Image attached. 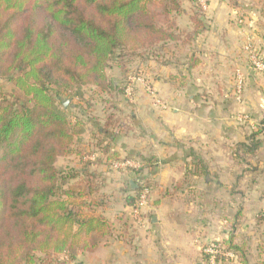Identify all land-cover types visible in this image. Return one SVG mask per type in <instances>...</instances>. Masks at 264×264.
<instances>
[{"label":"trees","instance_id":"16d2710c","mask_svg":"<svg viewBox=\"0 0 264 264\" xmlns=\"http://www.w3.org/2000/svg\"><path fill=\"white\" fill-rule=\"evenodd\" d=\"M185 1L194 7L191 31L180 29L175 19L186 12ZM229 3L239 10L243 6L241 0ZM200 7L197 0H0V78L14 87L0 92V264H66L79 253L95 251L113 234V222L94 209L103 204L100 193L105 183L92 169L100 158L94 150L77 146L86 131L96 136L95 145L112 167L127 159L140 163L127 169L137 177L136 186L127 188L128 206L134 209L144 186L152 190L151 177L162 163L158 157L135 153L121 157L111 151L116 130L125 128L117 112L105 110L100 123L92 108L83 110L91 123L87 129L86 119L69 114L61 101L84 100L87 86L119 89L124 95L130 75L124 87L116 88L118 82L107 72L111 61L119 60L125 73L126 56L140 51L146 57L160 56L169 45L185 46L204 29L205 12ZM259 13L264 15V8ZM261 124L238 143L250 156L259 147L264 118ZM73 153L78 164L60 168L59 158ZM189 157L196 161L191 167L194 174H209L200 166L199 155L193 152ZM241 214L238 210L235 217ZM256 218L262 223L264 211ZM207 241L223 244L215 264L235 260L250 264L246 239L237 240L231 233L225 240ZM227 251L236 258L226 257ZM203 257L210 263L209 255Z\"/></svg>","mask_w":264,"mask_h":264},{"label":"crops","instance_id":"0c3cea01","mask_svg":"<svg viewBox=\"0 0 264 264\" xmlns=\"http://www.w3.org/2000/svg\"><path fill=\"white\" fill-rule=\"evenodd\" d=\"M183 6L186 12L175 18L176 23L191 31V5L185 1ZM238 10L229 0H208L202 31L185 46L169 45L162 55L147 57L144 76L168 108L154 106L142 88L131 101L136 111L130 116L120 113L126 125L116 130L111 151L121 157L154 155L162 161L151 177L153 188L139 218L125 201L127 188L136 186L131 184L135 174L114 169L95 145L96 136L84 139L83 146L100 158L92 169L105 183L103 204L94 209L115 229L95 251L79 253L66 264H210L203 257L204 242L225 240L231 233L240 240L244 232L206 219L220 210L250 215L251 225L245 230L256 237L254 244L248 242V259L250 264H264V221L256 218L264 211V128L250 156L238 143L251 131L232 120L236 112L264 118V80L247 50L250 46L260 55L264 51V15ZM237 71L244 78L242 102L237 99ZM193 152L208 175L191 171L196 164L189 157ZM221 195L228 197L226 203H219Z\"/></svg>","mask_w":264,"mask_h":264},{"label":"rangeland","instance_id":"374dc122","mask_svg":"<svg viewBox=\"0 0 264 264\" xmlns=\"http://www.w3.org/2000/svg\"><path fill=\"white\" fill-rule=\"evenodd\" d=\"M241 1L243 2V6L241 7V10H238V11L244 12V10L250 11V9H251L252 11H256V13H259V11H261L264 8V0H252V1H250V3L248 2V4H245L244 0H241ZM188 2L191 5L190 8H191V11L193 13V9H194V7L192 6L193 3L191 1H188ZM202 10L205 12L204 9H202ZM194 12H195V10H194ZM160 22L162 23L163 20ZM140 52H138V53L136 52L137 53L136 56H131V57L126 56L123 59V63L125 62V64H126L125 73L121 72V69L118 65L119 60H116V58H115L113 61H111L110 67L108 68L107 72H108V76H109L111 81H117L118 82L116 85V88L124 87L126 80L127 79L129 80V78H128L129 75H130V77L131 76H138V75H143V76L145 75V72L147 70V57H146L147 54L141 55ZM261 56L263 57V60H264V51L262 52ZM259 72H260L261 77L264 80V72L263 71H259ZM147 79L148 78H146V80ZM147 81H149V80H147ZM134 87H135V89H134L133 101L136 98L135 97L136 93L140 92V89L141 90L144 89L138 83H135ZM13 88L14 87H13V84L11 82L0 78V92H3V91L4 92H10L13 90ZM143 91L146 94L145 89ZM83 92H84V96H85L84 100H79L77 97H65L61 101V107L71 115L72 114L74 115V113H77L78 116L86 119L87 129L91 128V123H89L87 118H86L87 114L82 112L85 109L89 110L92 108L93 109V112H92L93 118H94V116L100 117L99 118L100 123H102L101 118L105 115V110H108L109 112H114V113L117 112L118 116H120V113L124 114V116H130V114L132 112L136 111L134 107L130 106L131 101L125 96V94L124 95L121 94L119 89L118 90L112 89L111 92H109V91H102L97 87L87 86L83 89ZM66 99L68 100V102H67V105L65 106L63 102ZM87 100L89 101V103L92 104V107H89ZM242 101H240V102H242ZM143 104L146 105L145 103H143ZM244 113H247V112H236L232 117L233 122L235 124H239L241 126L248 127V129H250L251 133L254 131H257L258 129H260V127H263V125L261 124L262 118L254 117L249 113H247L249 115V118L245 122H239L238 116L241 114H244ZM90 132L91 131H86L84 133V139H88L90 137V135H92ZM251 133L249 135H251ZM97 137H98V135H97ZM84 139L83 140L78 139L77 140V143H78L77 146L80 145V147H82ZM76 156L77 155L75 153H73L69 157L66 156V157L59 158V160H58L59 167L66 169V168L76 166L78 164V160H77ZM222 186H223V184H222ZM109 191H111V190H109ZM227 200H228L227 196L221 195L219 198V203H221L222 201H224L226 203ZM222 208L223 207L221 206L220 209H222ZM220 211H217V213H215V214H209L208 215L209 218H206V219H213L216 223L215 225L221 226V227L228 226V225L230 227L233 224H236L237 229L239 227L244 229L243 230L244 232H240V237H241L240 239L245 240L246 238H250L247 241L249 243L254 244L253 237H256V234H254V235L248 234L249 230H245L247 228V226L249 227L251 225L249 222L250 221V215H248V214L244 215L242 212V214L238 218H236L235 217L236 213L235 214H229L227 211H223V210H220ZM255 220H256V218H255ZM40 264H42V262ZM48 264H50V263H48ZM52 264H56V262H52ZM231 264H240V263L235 260V261L231 262Z\"/></svg>","mask_w":264,"mask_h":264},{"label":"built area","instance_id":"2783aa9c","mask_svg":"<svg viewBox=\"0 0 264 264\" xmlns=\"http://www.w3.org/2000/svg\"><path fill=\"white\" fill-rule=\"evenodd\" d=\"M201 7L206 10L208 8V0H197ZM247 50L249 51L250 55V61L252 63V66L257 71H263L264 72V60L263 57L258 53L254 48L247 46ZM135 83L141 84V86L145 89L146 94L150 98L152 104L158 108H168V102H166L162 96L159 95L158 91L149 83L146 78L143 75L138 76H131L130 82L127 85L125 96L130 100L133 101L134 96V85ZM244 78L243 74L241 72L237 71V99L239 101L242 100V94H243V87H244ZM249 118V115L247 113L241 114L238 116L239 122H245ZM94 159V157H93ZM140 163L138 161L127 159L120 162H115L113 164V167L115 169H122L124 171H127L128 167H139ZM151 194V189L147 186H144L142 189V193L140 195L139 201L135 205L133 212L134 215L139 218L140 217V209L144 207L149 199V195ZM224 249L223 244L221 242H215V241H207L202 247V253L210 256V264H215L216 255L218 253H221V251ZM226 257L229 258H236V255L231 252L227 251L224 253Z\"/></svg>","mask_w":264,"mask_h":264},{"label":"water","instance_id":"95a60500","mask_svg":"<svg viewBox=\"0 0 264 264\" xmlns=\"http://www.w3.org/2000/svg\"><path fill=\"white\" fill-rule=\"evenodd\" d=\"M67 102H68V100L66 99L63 103H64V105L66 106L67 105ZM131 184H132V186H134L135 185V183L132 181L131 182Z\"/></svg>","mask_w":264,"mask_h":264}]
</instances>
